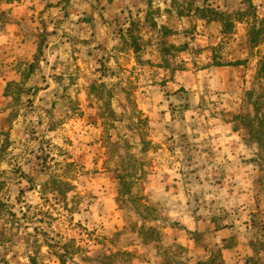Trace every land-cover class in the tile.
<instances>
[{"label":"rangeland","instance_id":"obj_1","mask_svg":"<svg viewBox=\"0 0 264 264\" xmlns=\"http://www.w3.org/2000/svg\"><path fill=\"white\" fill-rule=\"evenodd\" d=\"M42 2L0 35V264H264V1Z\"/></svg>","mask_w":264,"mask_h":264},{"label":"trees","instance_id":"obj_2","mask_svg":"<svg viewBox=\"0 0 264 264\" xmlns=\"http://www.w3.org/2000/svg\"><path fill=\"white\" fill-rule=\"evenodd\" d=\"M258 26H259V28L252 26L250 34H249V43L252 45V48L258 46L259 43L262 40H264V21H260ZM239 65H240V63H234L233 64V66H239ZM261 81H264V55L261 56L260 61H259V66H258V70L256 73V80H255L256 85L259 86ZM245 94H246L247 98L251 99L255 96L256 93H255V90H251ZM263 97H264V95L260 94L255 98L253 103L251 102V104H253L254 108H255V116L253 117V120L255 119L258 121L257 126L259 129L263 127V122L261 120L257 119V113H258L259 108H260L258 102H259V99L263 98ZM248 123H250V121ZM258 140H259V144L262 145L261 138H259ZM53 183L55 185L59 184L55 180ZM56 192L60 194L61 199H62V197H64L65 191L62 192L59 189H57ZM47 247H51V245H47ZM58 258H59V263L64 264L65 255H58Z\"/></svg>","mask_w":264,"mask_h":264},{"label":"crops","instance_id":"obj_3","mask_svg":"<svg viewBox=\"0 0 264 264\" xmlns=\"http://www.w3.org/2000/svg\"><path fill=\"white\" fill-rule=\"evenodd\" d=\"M253 1L259 3V2L264 1V0H253ZM33 4H35L37 10H40L44 7L43 6L44 3L42 2V0H26L25 3L22 2L21 4H18L15 8H13V10L11 12L7 13V16H9V18L11 20V23L9 25H7V28L5 27L3 32H0V35H2L3 33H6L7 30H13V31L17 30L18 31L17 28L19 27L18 26L19 22L30 21L32 18V14L30 13V11L27 10V8H28V6H32ZM22 14H28V16L25 17V16H22ZM102 16L105 17V15H102ZM99 19L102 21L101 17H99ZM92 24H95V25H93L95 32H99L100 30H99V27H97L96 22L94 21Z\"/></svg>","mask_w":264,"mask_h":264}]
</instances>
